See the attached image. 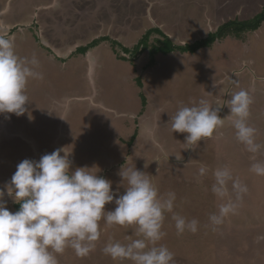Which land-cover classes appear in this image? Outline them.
I'll list each match as a JSON object with an SVG mask.
<instances>
[{"label":"rangeland","instance_id":"obj_1","mask_svg":"<svg viewBox=\"0 0 264 264\" xmlns=\"http://www.w3.org/2000/svg\"><path fill=\"white\" fill-rule=\"evenodd\" d=\"M262 9L264 0H0V30L8 31L20 57L37 58L43 77L29 80L23 115L0 114V188L24 159L38 161L62 148L70 152L72 169L96 167L92 171L120 194L121 168L136 167L161 194L175 192L174 213L199 222L195 233L178 235L173 213H165L166 235L159 243L174 253L175 264H264V176L250 170L255 161L236 139L230 109L222 104L228 93L249 90L248 122L264 145V21L256 29L243 27L237 37L220 31L223 24L233 29L249 23ZM147 32L146 49L134 54ZM212 33L209 46L193 53L159 50L149 63L150 48L165 44L162 35L184 47L208 41ZM201 99L222 104L224 125L188 148L187 133L172 132L170 117ZM256 159L264 161V150ZM202 166L208 172L201 177ZM222 166L248 192L235 213L213 225L210 215L227 202L211 190L212 171ZM229 190L235 199L231 183ZM5 199L10 211L19 210ZM100 224L101 237L89 255L78 257L68 248L59 264H132L102 249L138 238L135 226Z\"/></svg>","mask_w":264,"mask_h":264},{"label":"clouds","instance_id":"obj_2","mask_svg":"<svg viewBox=\"0 0 264 264\" xmlns=\"http://www.w3.org/2000/svg\"><path fill=\"white\" fill-rule=\"evenodd\" d=\"M38 66L35 56L20 57L8 31L0 30V114L20 116L27 111L28 82L43 78L36 71ZM228 94L231 98L222 104L226 103L230 109L235 137L252 154L255 162L250 170L264 176V161L256 159L264 145L257 143V130L248 122L253 97L245 89ZM222 104L212 106L201 99L190 106H180L170 117L172 132L187 133L185 142L188 148H194L223 127L224 119L218 115ZM69 153L62 148L42 155L38 161L24 159L18 163L10 181L0 188V264H59L58 255L68 248L78 257H85L101 237L102 220L108 226H135L138 238L127 243L111 241L102 249L113 260L175 264L174 253L159 243L166 235L165 213H173L178 235L185 231L195 233L199 223L173 212L175 192L161 194L144 171L122 167L119 175L125 191L120 194L119 187L112 188L111 180L92 171L96 167L72 169ZM207 172L202 166L199 176ZM212 175L215 181L212 192L221 199L227 197V202L219 206L218 214L209 217L211 224L219 225L226 216L236 212L237 202L248 192V187L234 178L227 166L217 167ZM230 183L235 199L230 194ZM6 195L20 205L19 210L8 209ZM113 202L114 210L106 209V204Z\"/></svg>","mask_w":264,"mask_h":264},{"label":"trees","instance_id":"obj_3","mask_svg":"<svg viewBox=\"0 0 264 264\" xmlns=\"http://www.w3.org/2000/svg\"><path fill=\"white\" fill-rule=\"evenodd\" d=\"M262 10H264V9H262ZM263 21H264V11L258 13L254 17H252L249 20V23L237 25V27H235L236 29L235 28L231 29L228 26H226V25L223 24V25L220 26L221 27L220 28V31L222 30L221 36L228 37V35L233 34L232 32H235L234 35H235V37H237V36H239V33L241 31L244 32V30H246V29L251 30V29L258 28L259 26H261V23ZM238 27H239V29H237ZM243 27H245V29ZM148 33L149 32H147L145 34V37H144L143 41H141V42L138 41V43L135 46V49L136 50L135 49L133 50L134 51V54H136V53L139 54L140 52H142V50L146 49V46L147 45H142V44H143V42L145 40L148 41ZM214 34L215 33H212V35H211L212 38H211V36H209L208 41H206V40L203 41V39L202 40H197L196 42H192L190 45H185L184 47H182L180 45H179L180 47L173 45L167 38H165L164 35H162L163 38H164L165 44H164V46H162V47H160L158 49L155 46H153L152 48H150V50H149V55H150V61H149V63L150 62L152 63L154 61V58L153 57H154V55L157 52H159V50H161L163 53H169V52H172L173 50H177L178 49V51H181V52H187L188 51V52H192L193 53V52H195L196 50H199L202 47L209 46L214 41L213 40ZM112 44L113 45H117L118 43H117V41H112ZM87 47H91V46H85L84 47V50ZM139 47H142V48L140 49ZM18 208H19V205H18Z\"/></svg>","mask_w":264,"mask_h":264},{"label":"crops","instance_id":"obj_4","mask_svg":"<svg viewBox=\"0 0 264 264\" xmlns=\"http://www.w3.org/2000/svg\"><path fill=\"white\" fill-rule=\"evenodd\" d=\"M264 78V77H263ZM263 78H260L259 80H262ZM263 114H264V110H263Z\"/></svg>","mask_w":264,"mask_h":264}]
</instances>
